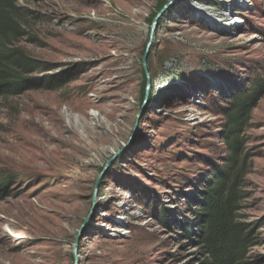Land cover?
<instances>
[{
    "label": "rangeland",
    "instance_id": "374dc122",
    "mask_svg": "<svg viewBox=\"0 0 264 264\" xmlns=\"http://www.w3.org/2000/svg\"><path fill=\"white\" fill-rule=\"evenodd\" d=\"M16 5L11 47L67 82L0 99V264L204 263L200 207L254 84L236 221L254 241L244 264H264V0Z\"/></svg>",
    "mask_w": 264,
    "mask_h": 264
},
{
    "label": "trees",
    "instance_id": "16d2710c",
    "mask_svg": "<svg viewBox=\"0 0 264 264\" xmlns=\"http://www.w3.org/2000/svg\"><path fill=\"white\" fill-rule=\"evenodd\" d=\"M165 3L158 6L160 11ZM16 0H0V99L18 96L41 88L56 89L67 82L62 74L52 76L46 63L26 55L19 48L11 47L12 41L22 36L17 17ZM155 16V15H154ZM260 84H254L251 92L233 99L229 111V128L225 142L229 159L223 169L215 168L214 181L206 186L204 203L199 213L200 245L207 259L202 264H244L248 250L254 246L252 233L236 221L241 201L238 180L242 168L238 164L240 127L253 108L255 93ZM6 182L0 180V191Z\"/></svg>",
    "mask_w": 264,
    "mask_h": 264
},
{
    "label": "water",
    "instance_id": "95a60500",
    "mask_svg": "<svg viewBox=\"0 0 264 264\" xmlns=\"http://www.w3.org/2000/svg\"><path fill=\"white\" fill-rule=\"evenodd\" d=\"M176 4L177 2L176 1H172V2H169L167 3L166 5H164V7L159 11V13L155 16L153 22H152V25H151V28H150V41L147 45V49H146V52H145V55H144V58H143V65H145V62H146V57H147V54H148V50L150 48V45H151V42H152V38H153V34L155 32V29H156V26L158 24V20L160 19V17L163 15V14H166L168 13L169 11H171L174 7H176ZM144 71H146V67L144 66ZM149 85H147V89H148ZM115 158V157H114ZM114 158L109 161L108 164H110ZM75 259H76V255H75Z\"/></svg>",
    "mask_w": 264,
    "mask_h": 264
},
{
    "label": "bare ground",
    "instance_id": "6f19581e",
    "mask_svg": "<svg viewBox=\"0 0 264 264\" xmlns=\"http://www.w3.org/2000/svg\"><path fill=\"white\" fill-rule=\"evenodd\" d=\"M81 115L83 116L84 120H89L87 114L85 113V108L81 109ZM88 126V125H87ZM62 129V128H61ZM63 130V129H62Z\"/></svg>",
    "mask_w": 264,
    "mask_h": 264
}]
</instances>
